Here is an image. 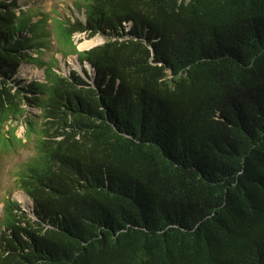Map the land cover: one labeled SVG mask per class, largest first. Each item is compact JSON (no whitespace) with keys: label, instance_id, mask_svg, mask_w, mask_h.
<instances>
[{"label":"trees","instance_id":"16d2710c","mask_svg":"<svg viewBox=\"0 0 264 264\" xmlns=\"http://www.w3.org/2000/svg\"><path fill=\"white\" fill-rule=\"evenodd\" d=\"M20 1L0 0V144L26 125L32 207L3 201L0 264H264V0Z\"/></svg>","mask_w":264,"mask_h":264},{"label":"rangeland","instance_id":"374dc122","mask_svg":"<svg viewBox=\"0 0 264 264\" xmlns=\"http://www.w3.org/2000/svg\"><path fill=\"white\" fill-rule=\"evenodd\" d=\"M25 0H21L20 2H24ZM39 6V11H43L48 13V16H52V12L60 13L63 17H70L71 19L74 17H78L83 19V15L81 11H77L72 6L71 0H30L26 5ZM26 7V6H24ZM48 17V22H49ZM39 17L35 18L33 21H36ZM94 40V43L89 46H83L90 40ZM100 39V40H99ZM74 44L78 50H85L92 46L99 45L104 42V37L101 35H95L93 37L88 38L84 33H76L73 36ZM51 45L53 46L52 50L47 55H43V59L49 58L53 52H56L59 47L54 45V40L51 37ZM55 57L59 61V66L61 69V73L67 74L71 72V70H76L82 73L83 65H80L75 56H67L65 59L62 58L60 53L55 54ZM19 74L26 79H35L42 80L43 72L41 69H36L34 65L31 64H23L20 68ZM39 70V71H38ZM37 111H33L32 115H36ZM34 119H36L33 116ZM16 129L14 135L16 138L21 139V141L13 140L11 145L7 148H2L0 144V220L3 216V201L6 198H9L10 201L15 200L20 204L21 207L30 211L32 207V202L28 199L23 198L25 193L18 189V175L25 168L28 160L34 155V150L31 144V138L28 136L26 125L21 122H13L11 126H15ZM8 123L5 126V129H8ZM8 136V135H7Z\"/></svg>","mask_w":264,"mask_h":264},{"label":"bare ground","instance_id":"6f19581e","mask_svg":"<svg viewBox=\"0 0 264 264\" xmlns=\"http://www.w3.org/2000/svg\"><path fill=\"white\" fill-rule=\"evenodd\" d=\"M93 43H94V40L92 39V40L88 41L87 43H85L83 46H89V45H91ZM23 198L26 199V197L24 195H23Z\"/></svg>","mask_w":264,"mask_h":264},{"label":"water","instance_id":"95a60500","mask_svg":"<svg viewBox=\"0 0 264 264\" xmlns=\"http://www.w3.org/2000/svg\"><path fill=\"white\" fill-rule=\"evenodd\" d=\"M93 47V46H92ZM91 48V47H90ZM89 49V48H88ZM88 65V64H87ZM88 68H89V65H88Z\"/></svg>","mask_w":264,"mask_h":264}]
</instances>
